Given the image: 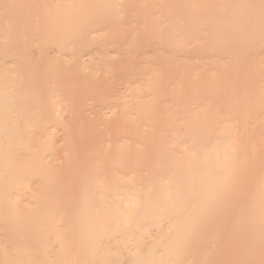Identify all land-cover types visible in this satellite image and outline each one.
<instances>
[{
	"label": "bare ground",
	"instance_id": "1",
	"mask_svg": "<svg viewBox=\"0 0 264 264\" xmlns=\"http://www.w3.org/2000/svg\"><path fill=\"white\" fill-rule=\"evenodd\" d=\"M166 1L194 56L120 93L127 62L67 55L80 0H0V264H264V0Z\"/></svg>",
	"mask_w": 264,
	"mask_h": 264
},
{
	"label": "rangeland",
	"instance_id": "2",
	"mask_svg": "<svg viewBox=\"0 0 264 264\" xmlns=\"http://www.w3.org/2000/svg\"><path fill=\"white\" fill-rule=\"evenodd\" d=\"M42 1V9L52 12L70 11L67 6L68 0H37ZM79 1V0H75ZM98 1L106 2L105 7L97 6ZM189 0H186L188 2ZM204 0H201L203 2ZM232 3L235 0L231 1ZM119 3L117 0H80L78 6H82V20L78 19L80 24L85 18H90L92 29L86 28L89 35L81 34V44L77 45L74 54L68 53V56H111L120 58L124 63H128L126 68H118V83L120 93H126L124 89L131 88L134 91L138 87V81L151 71V74H160L162 76L161 87L164 88L166 81H172L177 77L175 74L176 61L182 57L194 56L189 49L184 52L174 45H163V41L169 38L165 30L166 19L173 17L175 7L171 6L170 1L166 0H128L129 10L121 12L122 8H115ZM232 8V7H231ZM113 9L114 12H113ZM233 10L235 8H232ZM224 13L220 9L217 14ZM106 14L109 17H106ZM205 15V14H203ZM248 16L250 13L247 14ZM235 16V15H234ZM222 20L224 19L221 18ZM97 20V21H96ZM86 21V20H85ZM241 26L248 33L249 39L256 38V32L261 31L264 25V17L261 20L257 18H245L241 21ZM89 30H91L89 32ZM166 32V33H165ZM263 33V34H262ZM89 41L86 46L84 42ZM124 54V55H123ZM143 72V73H142ZM98 78V76L96 77ZM136 84V85H135ZM104 89L96 91L99 95H104ZM98 102H102L98 100ZM118 103H120L118 101ZM263 125V124H262ZM260 129L263 130V126ZM263 127V128H262Z\"/></svg>",
	"mask_w": 264,
	"mask_h": 264
}]
</instances>
